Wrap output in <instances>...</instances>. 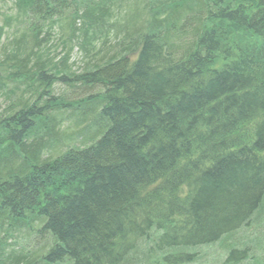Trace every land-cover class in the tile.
Returning a JSON list of instances; mask_svg holds the SVG:
<instances>
[{
  "label": "trees",
  "instance_id": "16d2710c",
  "mask_svg": "<svg viewBox=\"0 0 264 264\" xmlns=\"http://www.w3.org/2000/svg\"><path fill=\"white\" fill-rule=\"evenodd\" d=\"M0 24V264H196L264 226V0H0Z\"/></svg>",
  "mask_w": 264,
  "mask_h": 264
},
{
  "label": "rangeland",
  "instance_id": "374dc122",
  "mask_svg": "<svg viewBox=\"0 0 264 264\" xmlns=\"http://www.w3.org/2000/svg\"><path fill=\"white\" fill-rule=\"evenodd\" d=\"M11 6V5H10ZM10 6L4 7L3 11L6 14H10L11 11L9 10ZM1 26V24H0ZM112 36V35H111ZM110 36L109 40L112 39ZM11 38V31L7 32V35L3 36L0 39V48L5 45L7 42V39ZM55 39H59V36L56 34ZM111 41V40H110ZM76 46V45H74ZM74 49L72 50V55L70 56V64H71V71L75 74H79L80 71H82L85 67L84 59H83V53H81V50L79 49L78 45L76 47H73ZM65 51L63 50H58L54 57L56 58L55 61L59 60L64 56ZM66 88V87H65ZM67 89V88H66ZM69 93H72V96H76L75 94L79 92H83L82 89H67ZM65 92L64 91V86H61L57 84L55 86V94H61ZM264 217V205L261 208V213L257 216L256 221H260L261 218ZM262 221V220H261ZM260 221V222H261ZM264 221V219H263ZM259 222V223H260ZM233 238V237H232ZM231 238V239H232ZM242 243L244 244L247 248H249V254L253 255L254 260L252 262L250 261H245L241 264H264V226L259 229L257 226L251 227L247 231H240L238 234L234 236V238L227 242L220 241L216 244H212L211 246L207 247H202L200 248V255H201V260L198 261L196 264H224V261L226 259V255L228 252V247L231 244V246H237V243ZM239 251H243V247L238 249Z\"/></svg>",
  "mask_w": 264,
  "mask_h": 264
}]
</instances>
